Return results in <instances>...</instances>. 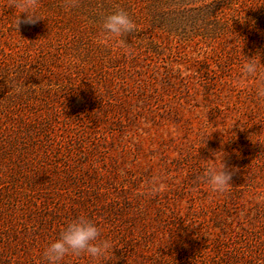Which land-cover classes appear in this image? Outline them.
Listing matches in <instances>:
<instances>
[{
	"label": "rangeland",
	"instance_id": "obj_1",
	"mask_svg": "<svg viewBox=\"0 0 264 264\" xmlns=\"http://www.w3.org/2000/svg\"><path fill=\"white\" fill-rule=\"evenodd\" d=\"M24 2L0 0V264L79 216L112 247L60 264H264V0H36L16 27ZM117 7L136 30L108 37Z\"/></svg>",
	"mask_w": 264,
	"mask_h": 264
},
{
	"label": "clouds",
	"instance_id": "obj_2",
	"mask_svg": "<svg viewBox=\"0 0 264 264\" xmlns=\"http://www.w3.org/2000/svg\"><path fill=\"white\" fill-rule=\"evenodd\" d=\"M12 6L19 7L21 9L19 13H26L23 21H20L18 15L15 21L16 27L21 22L35 25L40 19L46 18L36 9V0H25L22 4L13 3ZM101 27L108 37H122L124 34L136 30V25L128 12L119 7L116 11L104 16ZM101 43L104 41L102 40ZM242 73L247 77L264 80L260 60L249 58L242 65ZM256 96L264 99V83L256 88ZM231 175L225 170L221 159V166L219 168L209 167L206 170L205 178L213 192L223 194L229 190ZM99 236L100 231L97 224L85 216H79L69 221L62 229L59 238L44 248L43 258L46 264H60L64 257L70 253L74 255L83 253L93 260H98L112 247L108 240H99Z\"/></svg>",
	"mask_w": 264,
	"mask_h": 264
}]
</instances>
